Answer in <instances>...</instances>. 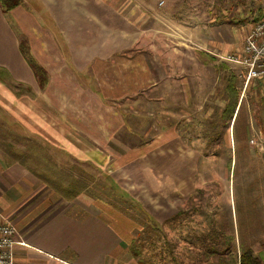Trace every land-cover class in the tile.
<instances>
[{
    "label": "rangeland",
    "instance_id": "1",
    "mask_svg": "<svg viewBox=\"0 0 264 264\" xmlns=\"http://www.w3.org/2000/svg\"><path fill=\"white\" fill-rule=\"evenodd\" d=\"M163 1L162 18L167 20L168 17L187 29L174 30L166 23L163 25L153 20L144 22L143 45L139 44L143 59L150 61L148 51L151 47L152 54L158 53L157 58L164 70L173 54L177 65L183 58L187 66H192H188L189 73L184 68L175 72L176 79L183 80L187 74H195V64H199L197 56L186 50L212 47L209 42H216L220 35L221 61L230 63L241 86L239 127L244 126L246 136L234 140L238 129L233 128V123L229 128L222 127L220 116L226 103L224 72L218 74L215 67L207 66L206 97L202 94L187 106L181 102L183 94H176L174 116L166 110L167 102L172 99L166 97V89L162 87L159 98L149 94L155 89L151 88L140 96L138 104L131 103L132 99L122 104L111 103L112 108L121 111L119 115L116 113L117 119L123 118L126 127L134 128L138 133L135 139H138L140 149L123 154L124 160L126 157L135 158L128 163L130 167L123 166L124 162L108 164L104 176L101 170L81 165L62 152L39 150L44 140L32 134L38 127L30 125L38 124L39 114L45 117L43 123L46 127L53 131L56 128L69 129L70 121L60 118L59 111L52 105L33 97L29 107L24 104L26 114L23 115L27 120L22 114L15 117L13 110L9 109L12 104L7 97L9 91L0 85V166L17 165L41 172L49 178L59 179L63 186L74 177L76 180L83 177L80 181L90 183L89 194L103 207L106 202V210L112 213L106 214L108 219L122 220L119 225L126 227L127 239L140 242L143 257L150 262L154 255L156 258L159 255L169 257L171 247L175 255L190 258L191 264L217 262L215 256H207L208 245L219 249L229 245L232 253H239L241 246L246 245L251 246L255 254H264V77L246 84V67L231 60L232 57L242 59L247 35L264 19L263 15L257 18L264 0H192L196 3L193 7H169L173 0ZM202 1L212 5L206 9L207 14L202 12ZM248 9L254 16L249 27L245 23L250 16ZM215 15L218 22H210ZM235 47L239 48L238 52H231ZM154 57L151 58L154 60ZM186 88L198 94L202 91L190 89L191 86ZM199 98H203L205 104L199 106ZM21 103H16L14 108L22 111ZM122 138L130 140L129 135ZM157 139L164 143L174 139L175 151L159 149L155 153L152 150L157 148L155 145L151 150L143 149ZM108 160L113 161L114 157L110 155ZM172 176L185 192L177 188L173 191L175 185L169 180Z\"/></svg>",
    "mask_w": 264,
    "mask_h": 264
},
{
    "label": "crops",
    "instance_id": "2",
    "mask_svg": "<svg viewBox=\"0 0 264 264\" xmlns=\"http://www.w3.org/2000/svg\"><path fill=\"white\" fill-rule=\"evenodd\" d=\"M195 5L192 0H173L169 7ZM164 6L163 0H22L21 6L8 13L0 7V67L5 68L13 80L33 91V94L16 97L0 84L9 91L7 97L12 104L7 110H13L15 117L26 114L24 104L29 107L33 97L52 105L59 111L60 114H56L60 118L70 121L69 129L56 128L53 131L46 127L43 123L45 117L39 114L38 124L30 123L38 127L32 134L44 140L39 150L62 152L81 165L101 170L104 176L108 164L124 162L123 166L130 167L128 163L135 158L126 157L124 160L123 156L125 152L140 149L137 147L138 139H135L138 133L134 128H127L123 118L117 119L116 113L121 111L117 107L112 108L111 103L122 104L132 99L131 103L136 104L140 96L151 88L155 89L149 94L159 98V92L165 88L166 97L172 99L167 102L166 110L174 116L176 94H183L181 102L187 106L202 94L206 97L207 66L215 67L218 74L224 72L222 65L232 70L229 62L221 61L220 35L216 42H209L212 47L185 49L197 56L199 64H195L196 73L187 74L183 80H177L175 72L184 68L189 73L188 68H192L183 58L177 65L173 54L166 64V72L159 63L158 53L152 54L153 47L148 51L150 61L144 60L139 51V44L143 45L144 22L153 20L163 25L166 23L174 30L187 29L168 17L163 19L161 10ZM200 6L205 14L206 9L212 8L207 1H202ZM249 10L250 16L245 22L248 27L254 22L253 11ZM258 13L257 18L264 16V6ZM213 20L218 22V16L215 15L210 22ZM21 41L28 43L30 54L47 73L48 82L44 88L40 87L20 52ZM238 50L235 47L231 52ZM153 55L154 60L151 58ZM188 86L202 91L200 94L192 92L187 90ZM16 103L23 104L22 111L14 108ZM200 104H205L203 98L198 99ZM128 135L130 140L122 138ZM165 142L157 139L143 149L151 150L155 145L157 148L152 149L155 153L159 149L175 151L174 139L170 143ZM110 155L114 157L113 161L108 160ZM80 178L83 177L78 180L74 177L63 186L59 179L49 178L41 172L17 165L0 166V222H11L18 231V240L22 242L16 246L14 264H138L130 253L132 240L127 239L126 227L119 225L122 220L108 219L106 214L112 213L106 210V202L103 207L87 191L89 181L83 183ZM169 180L171 185H175L173 191L177 188L185 192L175 177ZM182 242L185 245V241ZM172 250L169 257L152 256L151 264H191L190 258L177 256Z\"/></svg>",
    "mask_w": 264,
    "mask_h": 264
},
{
    "label": "trees",
    "instance_id": "3",
    "mask_svg": "<svg viewBox=\"0 0 264 264\" xmlns=\"http://www.w3.org/2000/svg\"><path fill=\"white\" fill-rule=\"evenodd\" d=\"M21 4L22 0H0V7L4 13L14 10L21 6ZM20 52L33 70L40 87L44 88L48 82L47 73L44 68L38 65L30 54L29 46L26 41L20 42ZM205 56L208 57V55ZM222 69L224 70L223 82L226 103L220 117L221 123L222 127L229 128L235 117L233 128L236 127L239 133L236 131L234 140H238L239 137L244 138L246 136L244 126L239 127L242 109V101L240 100L241 86H239V80L234 71H232L227 65H222ZM0 84L6 86L16 97L33 94V91L29 86L13 80L9 72L2 67H0ZM208 247L209 249L206 252L207 256H215L217 258L215 264H264V254H255L251 246L242 245L239 253H232L229 245L223 246L220 249L218 246L212 247L208 245ZM142 251L143 245L137 240L132 241V244L130 245L131 256L138 262V264H151L149 260H146L143 257Z\"/></svg>",
    "mask_w": 264,
    "mask_h": 264
},
{
    "label": "built area",
    "instance_id": "4",
    "mask_svg": "<svg viewBox=\"0 0 264 264\" xmlns=\"http://www.w3.org/2000/svg\"><path fill=\"white\" fill-rule=\"evenodd\" d=\"M234 62L247 69L246 84L264 77V19L256 23L247 35L242 59L232 57ZM15 226L5 220L0 222V264H14L16 246L21 245Z\"/></svg>",
    "mask_w": 264,
    "mask_h": 264
}]
</instances>
